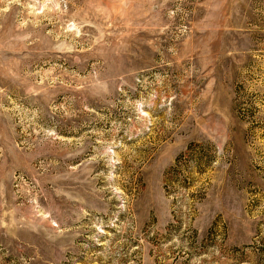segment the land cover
I'll list each match as a JSON object with an SVG mask.
<instances>
[{"label": "rangeland", "instance_id": "374dc122", "mask_svg": "<svg viewBox=\"0 0 264 264\" xmlns=\"http://www.w3.org/2000/svg\"><path fill=\"white\" fill-rule=\"evenodd\" d=\"M0 264H264V0H0Z\"/></svg>", "mask_w": 264, "mask_h": 264}]
</instances>
